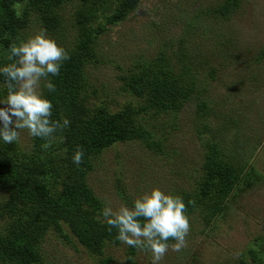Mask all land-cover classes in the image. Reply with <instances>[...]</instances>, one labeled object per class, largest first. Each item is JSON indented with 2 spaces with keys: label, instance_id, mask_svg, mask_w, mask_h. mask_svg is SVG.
Masks as SVG:
<instances>
[{
  "label": "rangeland",
  "instance_id": "1",
  "mask_svg": "<svg viewBox=\"0 0 264 264\" xmlns=\"http://www.w3.org/2000/svg\"><path fill=\"white\" fill-rule=\"evenodd\" d=\"M224 1L141 0L128 20L98 35V55L111 61L88 69L100 86L90 103L107 102L117 111L136 99L123 89L122 76L140 60L162 54L179 65L185 49L202 90L177 112L143 119L163 149L136 139L117 142L92 159L89 183L104 203L114 209L130 207L156 186L180 196L190 192L203 176L207 146L213 141L247 174L254 172L243 189L233 192L218 226L200 211L192 213L187 246L179 252L170 247L161 264H254L249 250L264 253V0H239L228 16L214 12ZM78 3L67 2L60 9L62 31H47L32 15L24 39L43 30L67 50L72 48L77 30L71 13ZM198 99L209 102L208 112L199 110ZM219 113L234 120L221 133ZM20 133L21 146H27L30 134L26 129ZM42 250L50 264H151L150 252H132L122 242L109 243L103 254H96L76 238L68 242L53 231Z\"/></svg>",
  "mask_w": 264,
  "mask_h": 264
},
{
  "label": "trees",
  "instance_id": "2",
  "mask_svg": "<svg viewBox=\"0 0 264 264\" xmlns=\"http://www.w3.org/2000/svg\"><path fill=\"white\" fill-rule=\"evenodd\" d=\"M72 1L0 0V65L11 62L7 51L10 45L24 39L32 15L47 31H62L65 23L60 9ZM140 3L141 0H79L71 13L77 36L68 49L70 58L63 62L59 75L51 77L55 91L43 89L53 104L51 118L62 122L66 117L69 126L58 130L51 139L30 135L27 146H21L19 141H0L1 264H50L44 259L42 243L52 231L68 242L76 238L96 254H103L109 243H119L117 230L109 231V226L102 223L105 203L89 183L92 159L117 142L136 139L163 149V143L153 136L143 119L177 112L188 100L202 95L183 49L179 65L162 54L140 60L122 76L123 89L131 98H138L134 102H127L117 111L110 110L107 102L90 103L100 86H95L88 69L103 60L111 61L98 55V35L128 20ZM238 4L239 0H225L214 12L228 16ZM262 55L264 58V51ZM0 85V92L6 95L2 75ZM198 105L200 111L208 112V101L198 99ZM226 115L219 113L223 120L217 124L220 133L234 122ZM78 147L84 156L76 165L71 157ZM203 169L198 186L181 194L189 217L200 211L208 222L218 226L233 192L243 189L254 172L247 174L240 162L230 161L215 141L207 146ZM249 255L254 264H264V253L249 250Z\"/></svg>",
  "mask_w": 264,
  "mask_h": 264
},
{
  "label": "clouds",
  "instance_id": "3",
  "mask_svg": "<svg viewBox=\"0 0 264 264\" xmlns=\"http://www.w3.org/2000/svg\"><path fill=\"white\" fill-rule=\"evenodd\" d=\"M69 51L43 30L38 31L7 51L10 63L0 65L7 94L0 96V141L18 142L20 130L33 137L54 138L58 130L69 126V119H52L53 104L43 89H56L51 77L60 73ZM84 152L77 148L72 162L79 165ZM102 223L117 230L120 242L150 252L151 264H161L169 248L179 252L187 246L190 217L182 196L156 186L137 196L129 207L121 204L114 209L105 203L101 210ZM173 241L172 243H170Z\"/></svg>",
  "mask_w": 264,
  "mask_h": 264
}]
</instances>
